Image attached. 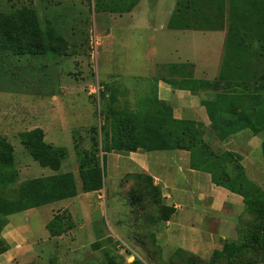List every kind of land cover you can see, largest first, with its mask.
I'll use <instances>...</instances> for the list:
<instances>
[{"label":"rangeland","instance_id":"374dc122","mask_svg":"<svg viewBox=\"0 0 264 264\" xmlns=\"http://www.w3.org/2000/svg\"><path fill=\"white\" fill-rule=\"evenodd\" d=\"M177 1L143 3L146 29L140 30L123 19L132 0H113L115 12H98L94 0H0V16L24 6L34 8L45 45L40 52L25 55L0 46V139L14 148L18 185L54 173H73L81 184L79 155L86 151L97 155L103 174V189L90 199L93 223L81 224L79 204L70 201L71 211L79 216L77 227L63 234L64 240L44 246L41 260L31 264H264L259 252L248 247L260 217L246 211L243 199L241 208L232 202L218 215L207 212L205 224H165L167 201L162 193L145 188L149 185L147 174L121 172L125 167L121 162L134 155L102 151L101 127L106 124V114L114 109L141 110L147 98L158 91V77L169 74L162 64L175 61L174 52L169 46L161 47L163 37L156 38L155 31L160 23L167 22ZM215 2L195 0L203 9L224 18L221 24L226 22L229 28L228 40L233 38L235 47L249 51L245 61L255 66L260 45H264V15L257 19L253 14L254 20L238 22L231 0H217L218 4L225 2L222 9ZM260 4L264 6V0ZM215 24L210 27H217ZM186 120L198 121L194 117ZM35 128L43 129L47 143L67 149L68 159L58 172L41 167L23 146L21 134ZM95 130L98 153L92 139ZM252 137L259 138L255 148L248 145ZM210 143L218 153L228 150L239 154L247 176L264 191L263 134L254 136L245 130L233 140ZM135 153L161 160L179 157L175 151ZM112 160L118 164L110 165ZM131 162L138 168L131 160L129 167ZM10 192L0 187V196ZM178 199L175 194L170 206L172 220L178 217ZM210 202L209 198L205 210ZM210 217L212 223L207 222ZM11 218L22 222L23 217ZM70 222L73 224L71 220L66 225ZM96 241L107 243L106 248L93 251L91 244ZM226 246L231 259L214 260V252Z\"/></svg>","mask_w":264,"mask_h":264},{"label":"trees","instance_id":"16d2710c","mask_svg":"<svg viewBox=\"0 0 264 264\" xmlns=\"http://www.w3.org/2000/svg\"><path fill=\"white\" fill-rule=\"evenodd\" d=\"M94 1L98 12H115L113 0ZM140 1L132 0L125 13H130ZM261 1L231 0L232 8L235 6V20H254L251 17L253 14L260 19L264 15ZM190 2L195 3V0H180L176 11L181 12ZM215 3L217 6V0ZM224 3H219L218 8L222 9ZM0 17H3L0 21V46L3 45L18 55L34 54L43 49L45 45L41 39L42 29L34 8L24 6ZM247 36L249 35L245 33L244 38ZM260 46L261 52L255 66L248 64L249 67H223L214 81L195 79L190 64L164 66L169 74L158 77L157 81L164 79L175 89L195 94L204 93L201 104L206 108L209 126L200 121L176 119L171 104L159 99L158 91H155L154 96L148 97V102L139 111L114 109L106 114L107 121L101 127V135L104 153L110 150L129 153L140 150L189 152L192 170L209 174L214 185L241 196L246 211L259 214L260 222L254 226L248 247L258 251L264 262V207L260 206L264 203V191L247 176L239 154L228 150L218 153L210 143L212 140L224 142L245 130H249L254 136L264 135V45ZM240 49L241 53L236 54V57L247 60L249 51ZM93 133V145L98 153V132L95 130ZM20 137L25 149L43 168L58 172L68 159L67 149L47 143L45 132L41 128L24 132ZM13 153L12 144L0 139V187L11 191L8 196H0V236L13 215L75 198L80 193L73 173H54L18 185L19 175L14 167ZM90 155L87 151L79 155V185L83 193L103 189V174L97 155ZM147 176L149 185L145 188L161 193V188L154 185L153 178ZM164 210L166 213L162 218L167 222L174 212L170 206L164 207ZM71 220L69 211L55 215L47 225L50 236L60 237L73 229L71 222L66 225V221ZM228 247L215 251L213 259H231L227 254Z\"/></svg>","mask_w":264,"mask_h":264},{"label":"crops","instance_id":"0c3cea01","mask_svg":"<svg viewBox=\"0 0 264 264\" xmlns=\"http://www.w3.org/2000/svg\"><path fill=\"white\" fill-rule=\"evenodd\" d=\"M179 1H177L167 22L160 23L159 28L155 31L158 33L156 38L163 37L160 40L161 47L167 49L166 46H169L171 53L174 52L175 61L166 62L162 65L190 64L194 78L207 81L216 80L220 69L223 67H249L248 62L236 57V54L241 53V49L234 46L233 38L231 41L228 40L230 31L226 22L221 24L224 19L221 15L218 17V13L216 15L206 8L203 9L201 4L198 5L194 2L185 5L178 13L176 9ZM143 3L147 5L149 0H141L135 11L125 13L123 18L127 24L134 27L138 26L141 28L140 30L146 29L141 8ZM213 23H218V25L215 24L217 27H210ZM180 49L182 50L181 53L178 52ZM214 70H217L216 74ZM156 87L158 88L159 99L171 104L176 119L184 120L194 117L206 126L210 125L206 108L201 104V99L205 97L203 92L195 94L188 90L175 89L164 79L159 80ZM258 143L259 138L252 137L248 145L255 148ZM175 152L178 153L176 155L179 157H172L167 160L132 153L134 156L121 162L125 166L121 172L125 175L144 171L145 174L151 176L154 185L161 187L162 197L167 201V206H172L175 194L179 197V203H176L175 206L178 209L175 214L178 216L177 219L172 220L171 218L165 224H193L198 222L205 224L207 212L218 215L223 212L226 204L232 205V202L236 203L237 208L242 207L241 196L214 185L209 174L190 168L189 152ZM129 160L134 161L138 168L133 167L132 162L129 167ZM116 164L118 163L112 160L110 165ZM78 188L80 193L75 198L64 200L65 202L58 201L18 214L23 217L22 222L11 220L10 217L0 236V264H31L37 260L40 261V254L44 246L52 243L55 245L58 241L64 240V236L51 237L47 225L55 215L69 211L74 229L77 227V220H79L77 217L79 216L71 211L70 201L73 204H79L80 223L92 224L93 201L90 199L94 192L83 193L79 184ZM209 198L211 202L208 205V210H205L204 205L208 204ZM207 222L212 223V218L210 217ZM106 244L96 241L91 244V247L93 251H101L106 248Z\"/></svg>","mask_w":264,"mask_h":264}]
</instances>
